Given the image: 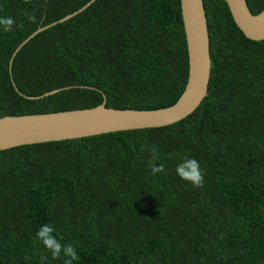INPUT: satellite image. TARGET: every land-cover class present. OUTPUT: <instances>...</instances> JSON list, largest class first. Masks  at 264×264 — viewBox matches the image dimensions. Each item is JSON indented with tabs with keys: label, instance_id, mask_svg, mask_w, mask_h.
<instances>
[{
	"label": "trees",
	"instance_id": "trees-1",
	"mask_svg": "<svg viewBox=\"0 0 264 264\" xmlns=\"http://www.w3.org/2000/svg\"><path fill=\"white\" fill-rule=\"evenodd\" d=\"M90 1L0 0V18L14 20L10 32L0 25V118L178 101L189 76L180 0H96L29 41L10 70L25 40ZM247 4L253 15L264 8ZM204 5L211 80L192 115L0 151V264H64L36 236L48 223L74 245L73 264H264V41L244 36L225 0ZM16 87L29 98L61 91L35 100ZM186 156L203 187L177 175Z\"/></svg>",
	"mask_w": 264,
	"mask_h": 264
},
{
	"label": "water",
	"instance_id": "water-1",
	"mask_svg": "<svg viewBox=\"0 0 264 264\" xmlns=\"http://www.w3.org/2000/svg\"><path fill=\"white\" fill-rule=\"evenodd\" d=\"M95 1L91 0L77 12L32 34L16 50L10 61V70L15 57L29 41L39 33L84 12ZM180 2L188 48L189 76L183 94L174 105L157 110H120L107 108L105 102L90 109L3 117L0 118V151L117 132L162 128L192 115L202 105L209 92L212 69L209 27L204 0H180ZM225 2L235 24L244 36L252 41H264V8L258 15H253L247 0H225ZM16 90L21 96L29 98L17 87ZM60 91L55 90L41 97L29 99H41Z\"/></svg>",
	"mask_w": 264,
	"mask_h": 264
},
{
	"label": "clouds",
	"instance_id": "clouds-1",
	"mask_svg": "<svg viewBox=\"0 0 264 264\" xmlns=\"http://www.w3.org/2000/svg\"><path fill=\"white\" fill-rule=\"evenodd\" d=\"M29 20L34 21L35 15L25 13ZM14 20L11 17L0 18V25L4 26L5 32L12 31V25ZM151 159L148 161V168L151 170L153 175L161 173L164 171V166L157 165L154 163L159 157L158 148L153 145L151 148ZM177 175L184 181L190 182L193 187H203L204 186V173L201 170L199 162L195 158L184 157L180 163L176 166ZM56 229L54 225L48 223L43 224L36 232L37 238L45 246V248L51 253L53 259H57L63 253L65 260L64 264H73V261L78 259L77 252L73 244H62L60 240L54 235ZM46 256H41V260H46Z\"/></svg>",
	"mask_w": 264,
	"mask_h": 264
}]
</instances>
